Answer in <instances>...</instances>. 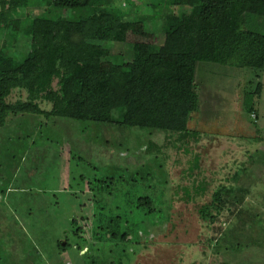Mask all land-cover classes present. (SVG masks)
<instances>
[{"label": "rangeland", "instance_id": "374dc122", "mask_svg": "<svg viewBox=\"0 0 264 264\" xmlns=\"http://www.w3.org/2000/svg\"><path fill=\"white\" fill-rule=\"evenodd\" d=\"M117 5L126 11L124 2ZM29 11L35 16L42 9ZM115 13L100 34L110 48L106 54L122 52L126 59L131 43L155 40L130 17L119 24ZM90 14L87 9L79 16L86 24ZM158 37L161 54L170 60ZM91 74L107 79V65ZM195 80L200 110L189 128L201 137L188 152L151 128L12 115L0 127V264H264V69L201 62ZM27 97L14 90L8 102ZM39 105L52 108L45 101ZM149 111V100L141 101L145 123ZM150 144L162 152L150 153ZM197 157L199 169L192 173ZM237 173V188L249 191L244 198L231 194L229 200L237 197L240 206L231 212L229 202L218 225L209 227L199 209L221 184H233L227 179ZM202 185L206 194L189 201L187 192L195 195ZM145 196L154 200L152 215L137 207ZM111 216L121 217L131 242L97 241ZM74 218L83 239L74 234ZM67 235L71 247L64 252L58 243Z\"/></svg>", "mask_w": 264, "mask_h": 264}, {"label": "trees", "instance_id": "16d2710c", "mask_svg": "<svg viewBox=\"0 0 264 264\" xmlns=\"http://www.w3.org/2000/svg\"><path fill=\"white\" fill-rule=\"evenodd\" d=\"M38 1L43 4L37 6ZM120 2L127 6L125 12L117 5ZM32 8L42 11L34 16L29 11ZM87 9L91 14L85 24L79 14ZM113 11L119 24L130 17L144 32L155 33V40L131 43L126 59L122 52L106 54L110 48L103 46L100 34ZM158 36L164 38L170 60L161 54ZM118 40L124 42L121 36ZM201 62L264 69V2L0 0V127L6 126L12 115H43L119 128H151L165 132L172 143H182L188 152L190 143L201 137L189 128L193 115L200 110L195 75ZM105 64L107 79L91 74ZM19 89L27 92V99L8 102L13 91ZM261 89L259 83L255 93ZM143 100L150 102L147 123L141 112ZM44 101L52 104L50 110L40 107L39 102ZM152 148L155 153L162 152L160 146L150 144V153ZM196 169L198 157L190 172ZM150 175L146 168L143 179ZM239 176L237 173L227 179L233 184H221L211 201L199 209L200 219L209 227L218 225L229 202L231 212L240 206L242 200L235 196L229 200L231 194L238 191L244 198L249 191L237 188ZM206 192V185L197 186L195 195L187 192L188 200ZM137 207L148 215L155 213L151 196L139 197ZM72 224L74 234H82L77 218ZM103 232L96 235L101 244L131 242L128 233L122 231L120 216H111ZM69 239L67 235L58 243L64 252L71 247ZM117 264L124 262L119 260Z\"/></svg>", "mask_w": 264, "mask_h": 264}]
</instances>
